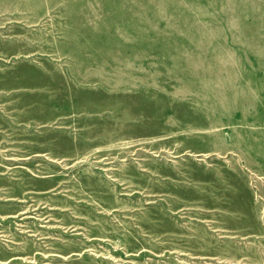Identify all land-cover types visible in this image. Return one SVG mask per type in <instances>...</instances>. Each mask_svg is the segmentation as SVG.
Instances as JSON below:
<instances>
[{
  "label": "rangeland",
  "instance_id": "1",
  "mask_svg": "<svg viewBox=\"0 0 264 264\" xmlns=\"http://www.w3.org/2000/svg\"><path fill=\"white\" fill-rule=\"evenodd\" d=\"M0 264H264V0H0Z\"/></svg>",
  "mask_w": 264,
  "mask_h": 264
}]
</instances>
